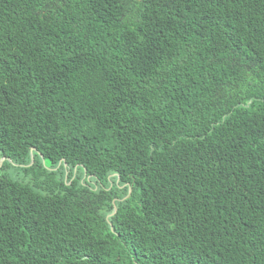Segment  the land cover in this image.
Returning a JSON list of instances; mask_svg holds the SVG:
<instances>
[{"label":"trees","instance_id":"1","mask_svg":"<svg viewBox=\"0 0 264 264\" xmlns=\"http://www.w3.org/2000/svg\"><path fill=\"white\" fill-rule=\"evenodd\" d=\"M0 264H264V0H0Z\"/></svg>","mask_w":264,"mask_h":264}]
</instances>
